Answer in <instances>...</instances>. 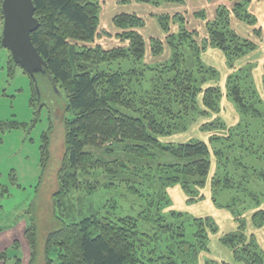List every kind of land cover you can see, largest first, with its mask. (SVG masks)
Listing matches in <instances>:
<instances>
[{
    "label": "trees",
    "instance_id": "trees-1",
    "mask_svg": "<svg viewBox=\"0 0 264 264\" xmlns=\"http://www.w3.org/2000/svg\"><path fill=\"white\" fill-rule=\"evenodd\" d=\"M209 1L218 3L213 19L203 11L194 14L204 22V38L188 28L184 16L167 14L157 16L166 41L153 37L148 44L142 34L146 20L134 13L120 14L113 23L122 45L105 49L97 43L100 0H33L40 27L32 41L47 62L46 74L53 84L47 75L43 77L53 90L57 86L67 93L68 112L73 114L65 123L56 207H62L71 190L82 189V180H96L102 171L109 188L125 187L140 208L114 217L104 209L80 220L72 214L47 236L44 264H200L212 237L231 252L234 264H264V249L256 235L264 228V192L252 189L264 186V168L257 166L264 163V99L254 78L256 63L238 65L260 44L233 28L238 22L251 28L253 36L262 37L258 17L251 11L257 0ZM136 2L155 7L185 4V0ZM172 24L177 32H171ZM2 39L0 48H4ZM165 44L169 60L145 62L148 51L161 57ZM208 50L220 51L231 70L225 92L220 71L203 61ZM9 56L12 72L20 67L10 52ZM24 73L39 99L38 76L35 81ZM224 99L240 116L234 127L220 116ZM201 120L205 122L199 130L209 135L208 142H164L189 132ZM5 126L18 128L17 123ZM53 130L51 123L42 135L43 168L50 162ZM178 187L187 205L206 202L203 191L209 188L214 208L229 212L236 229L220 236L214 217L176 210L169 191ZM86 189L92 195L96 187ZM5 194L2 189L0 196ZM223 194L229 196L226 203L220 202ZM34 224L26 230L29 264L38 259ZM21 249L20 241H14L0 251V262L9 264L13 259V264H23ZM205 264L232 263L207 260Z\"/></svg>",
    "mask_w": 264,
    "mask_h": 264
},
{
    "label": "rangeland",
    "instance_id": "rangeland-1",
    "mask_svg": "<svg viewBox=\"0 0 264 264\" xmlns=\"http://www.w3.org/2000/svg\"><path fill=\"white\" fill-rule=\"evenodd\" d=\"M100 2L102 6L100 38L97 43L105 49L122 45L116 37L119 31L113 23V19L117 15L134 13L144 18L146 27L142 30V34L149 44L153 37L159 38L163 42L166 41V35L159 27L157 16L167 14L184 16L190 30H197L200 38L206 37L204 22L196 19L194 14L203 11L210 19H213L218 5L209 0H185V4H165L161 7L141 4L136 0H100ZM252 9L258 17L260 27H262V37L258 39L253 36L251 28L246 29L238 22L234 23L233 28L241 36L251 37L260 44V54L256 56L250 54L243 61H238V65H243L247 61L257 64L253 73L257 81V88L260 90L258 86H261L260 81L264 74V55H262L264 54V0L256 1ZM171 32H177V25H171ZM2 35L3 20L0 14V37ZM208 51L204 56V61L220 70L223 78L225 68L223 58L220 54ZM169 56L170 50L165 44V52L161 57H152L148 51L145 62L148 64L166 62L169 60ZM9 57V51L0 48V194L2 189L8 192V194L0 196V251L9 248L14 241L18 240L22 247L23 264H29L31 248L26 230L34 221L38 240V259L35 264H44L47 236L59 228L62 221L71 220L72 214L77 220H80L92 211L104 209L103 213L108 212L111 217H114L121 214L137 213L140 208L135 203V196L125 187L109 188L110 181L102 171L97 172L99 176L96 180H82V189L71 190L62 203V207H56L54 195L60 189L58 173L65 155V123L73 118V114L68 112V95L64 90H53L45 77L38 76L39 84L36 88L39 99H35L31 78L18 67L11 72ZM221 86L225 92V82L221 83ZM260 92L264 96L263 90ZM225 100L227 99H224L223 102ZM227 101L222 102L221 114L223 117L229 118L234 114V110ZM204 122L201 120L192 126L189 132L167 138L164 142L184 143L193 139H202L208 142L209 135L202 134L199 130L200 125ZM12 123H17L18 128H5V125ZM51 123L54 125L53 134H50L51 158L46 168H43L40 150L42 135L49 132ZM257 166L264 168V163L258 162ZM89 185L96 187L92 195L86 189ZM252 189L264 192V186L261 185H254ZM169 194L176 210L189 212L195 217H214L220 226V236L236 229L237 225L229 212L214 208L210 200L209 188L203 191L207 198L206 202L195 205H187V197L179 187L170 190ZM228 197V194H223L220 202L226 203ZM113 203H117L118 207L114 208ZM261 230L256 235L259 236L258 239L262 242L263 246H261L264 249V228ZM253 231L254 229L250 228V232ZM209 249V253L202 254L203 258L199 260L200 264H205L207 260L234 264L231 252L220 243L218 237H212ZM13 261L11 259L9 264H13Z\"/></svg>",
    "mask_w": 264,
    "mask_h": 264
},
{
    "label": "water",
    "instance_id": "water-1",
    "mask_svg": "<svg viewBox=\"0 0 264 264\" xmlns=\"http://www.w3.org/2000/svg\"><path fill=\"white\" fill-rule=\"evenodd\" d=\"M2 11V46L10 52L14 64L26 71L35 81L37 76H46L47 62L32 41V34L40 27L35 17L33 0H3ZM47 78L53 84L52 77L47 75ZM54 90L58 91L57 86H54Z\"/></svg>",
    "mask_w": 264,
    "mask_h": 264
},
{
    "label": "crops",
    "instance_id": "crops-1",
    "mask_svg": "<svg viewBox=\"0 0 264 264\" xmlns=\"http://www.w3.org/2000/svg\"><path fill=\"white\" fill-rule=\"evenodd\" d=\"M257 1H262V0H257ZM216 3V2H215ZM218 4V3H217ZM253 6H254V4H253ZM253 6L251 7V11L253 12ZM240 25H243V26H245L246 27V29H249L246 25H244V24H240ZM245 29V30H246ZM260 50V49H259ZM257 51L256 53H254L252 56H256V55H258V54H260V52H261V50L260 51ZM209 52V51H208ZM208 52H206L205 54H204V56L208 53ZM210 52L212 53V52H214V53H216V54H220L221 55V57L223 58V62H224V64H225V68H224V72H223V78H224V80H222L223 78H222V73H221V71L220 70H218V71H220V73H221V83H223V82H226V80L225 79H227V77H228V75L231 73V70H229L228 69V67H227V64H226V60H225V57L223 56V54L220 52V51H218V50H210ZM262 55H264V54H262ZM203 56V61H204V57ZM256 58V57H255ZM259 61V60H258ZM247 62H250V61H247ZM247 62H245V63H247ZM204 63L206 64V65H208V66H211V67H213V68H215V69H217L216 67H214L213 65H211V64H209V63H207V62H205L204 61ZM244 63V64H245ZM254 63V62H253ZM257 65V64H256ZM240 66V65H239ZM229 71L228 73L226 72V71ZM263 77H264V74H263V76L261 77V80L262 81H260L261 82V86H258L259 87V89L260 90H263V92H264V84H263ZM255 78V77H254ZM255 82H256V84H257V81H256V78H255ZM259 85V84H258ZM263 99H264V96H263ZM225 101H227V100H225ZM224 101V102H225ZM223 102V103H224ZM228 102V101H227ZM229 104L231 105V107L233 108V110H234V114H232V115H230L229 116V118H227V117H223L222 116V114H220V116L223 118V120L225 121V123L227 124V126L228 127H234V126H236L239 122H240V116H239V114L237 113V111H236V109H235V107H234V105L229 101ZM257 238H259V236L257 237ZM258 241H259V239H258ZM260 242V241H259ZM260 244L262 245V242H260ZM263 246V245H262ZM263 248V247H262ZM1 263V262H0ZM2 264H4V263H2Z\"/></svg>",
    "mask_w": 264,
    "mask_h": 264
}]
</instances>
